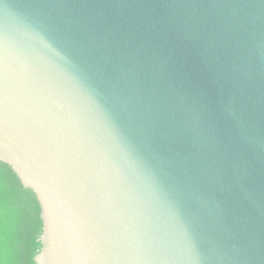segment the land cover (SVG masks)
Returning <instances> with one entry per match:
<instances>
[{
	"label": "water",
	"instance_id": "water-1",
	"mask_svg": "<svg viewBox=\"0 0 264 264\" xmlns=\"http://www.w3.org/2000/svg\"><path fill=\"white\" fill-rule=\"evenodd\" d=\"M0 162L35 264H264V0H0Z\"/></svg>",
	"mask_w": 264,
	"mask_h": 264
},
{
	"label": "trees",
	"instance_id": "trees-1",
	"mask_svg": "<svg viewBox=\"0 0 264 264\" xmlns=\"http://www.w3.org/2000/svg\"><path fill=\"white\" fill-rule=\"evenodd\" d=\"M42 225L34 193L0 162V264H35Z\"/></svg>",
	"mask_w": 264,
	"mask_h": 264
}]
</instances>
